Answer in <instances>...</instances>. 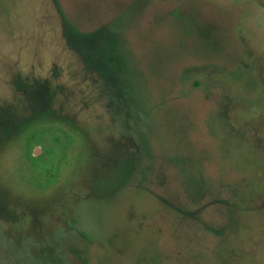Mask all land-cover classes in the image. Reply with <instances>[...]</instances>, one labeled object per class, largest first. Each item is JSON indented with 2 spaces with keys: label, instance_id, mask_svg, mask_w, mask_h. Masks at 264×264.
<instances>
[{
  "label": "rangeland",
  "instance_id": "374dc122",
  "mask_svg": "<svg viewBox=\"0 0 264 264\" xmlns=\"http://www.w3.org/2000/svg\"><path fill=\"white\" fill-rule=\"evenodd\" d=\"M0 264H264V0H0Z\"/></svg>",
  "mask_w": 264,
  "mask_h": 264
}]
</instances>
